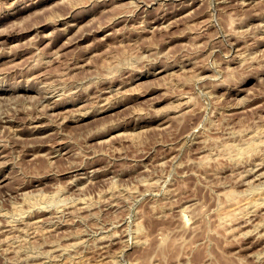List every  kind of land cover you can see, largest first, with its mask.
Instances as JSON below:
<instances>
[{
    "label": "rangeland",
    "instance_id": "374dc122",
    "mask_svg": "<svg viewBox=\"0 0 264 264\" xmlns=\"http://www.w3.org/2000/svg\"><path fill=\"white\" fill-rule=\"evenodd\" d=\"M256 188L264 0H0V264H264Z\"/></svg>",
    "mask_w": 264,
    "mask_h": 264
},
{
    "label": "bare ground",
    "instance_id": "6f19581e",
    "mask_svg": "<svg viewBox=\"0 0 264 264\" xmlns=\"http://www.w3.org/2000/svg\"><path fill=\"white\" fill-rule=\"evenodd\" d=\"M194 1V0H193ZM198 1V0H197ZM183 2V1H182ZM189 2V1H188ZM248 2H250V1H248ZM247 2V3H248ZM186 3V2H185ZM184 4V3H183ZM189 4V6L191 5L190 3H187V5ZM249 4V3H248ZM183 6V5H182ZM189 6H187V7H189ZM185 8V7H184ZM140 9V8H139ZM141 11H143V10H141ZM148 17V16H147ZM159 18V17H158ZM162 18V17H161ZM64 31V30H63ZM41 55V54H40ZM43 55V54H42ZM44 57V56H43ZM40 60V59H39ZM35 63V62H34ZM39 65V64H38ZM32 69V68H31ZM204 71V70H203ZM2 79V78H1ZM55 93V92H54ZM46 98V97H45ZM48 104H50V103H48ZM41 105V104H40ZM54 107H55V105H54ZM82 119V118H81ZM58 148V147H57ZM62 149V148H61ZM57 150H59V149H57ZM54 156V155H53ZM76 168V167H75ZM256 170H257V168H255ZM74 170V169H73ZM252 170V169H251ZM88 172V171H87ZM259 172V171H258ZM80 173V172H79ZM85 173V172H84ZM260 173H262V172H260ZM89 174V173H88ZM259 174V173H258ZM91 175V174H90ZM97 175H98V173H97ZM261 175V174H260ZM77 176V175H76ZM251 176H253V175H251ZM257 176V175H256ZM77 177H79V175L77 176ZM85 177V176H84ZM259 177H261V176H259ZM88 178V177H87ZM257 178V177H256ZM77 179V178H76ZM81 179V178H80ZM91 179V178H90ZM261 179V178H260ZM78 181H79V178L77 179ZM252 182H253V180H251ZM251 181H249V182H251ZM75 182V181H74ZM73 183V182H72ZM73 184H75V183H73ZM253 184V183H252ZM77 185V184H76ZM253 187V186H252ZM253 188H255V187H253ZM261 188V187H260ZM259 188V189H260ZM252 189V188H251ZM258 188H256V189H254V190H251L252 192H253V194L255 195V196H263V194H264V192L263 191H261V190H259V191H255V190H257ZM254 195H253V197H254ZM76 203H78V202H76ZM20 210V209H19ZM20 211H22V210H20ZM23 212V211H22ZM28 212V211H27ZM24 213V212H23ZM40 213V212H39ZM20 214H22V213H20ZM20 214H19V216H20ZM31 214V213H30ZM33 214H35V213H33ZM24 217H25V215H23ZM22 216V217H23ZM26 216H27V213H26ZM186 216V215H185ZM31 217V216H30ZM43 217V216H42ZM184 218V217H183ZM40 219V218H39ZM43 219V218H42ZM41 219V220H42ZM182 219V218H181ZM26 220V219H25ZM30 220V219H29ZM44 220V219H43ZM46 220V219H45ZM184 220V219H183ZM34 221H35V219H34ZM39 220H37V222H38ZM186 221V220H185ZM24 222H26V221H24ZM27 222H28V220H27ZM36 222V221H35ZM39 223V222H38ZM29 224V223H28ZM40 224H41V222H40ZM13 225V224H12ZM12 225H11V227H12ZM38 225V224H37ZM30 227H32V226H30ZM36 227V226H35ZM9 228V227H8ZM37 228V227H36ZM12 228H10V230H11ZM34 229V228H33ZM113 237V236H112ZM110 238V237H109ZM80 239V238H79ZM102 239V238H101ZM105 240H106V238H104ZM103 239V240H104ZM83 240V239H82ZM111 240V239H110ZM75 241H77V240H75ZM80 242V241H79ZM83 242H84V240H83ZM72 243V242H71ZM78 243V242H77ZM73 244H75V243H73ZM82 244V243H81ZM96 245V244H95ZM102 245V244H101ZM68 247H69V244L67 245ZM76 246V245H75ZM104 246V245H103ZM74 247V246H73ZM77 247V246H76ZM76 247H74V248H76ZM98 247V246H97ZM56 248V247H55ZM54 248V249H55ZM60 248V247H59ZM63 248H65V247H63ZM67 248V247H66ZM71 248V247H70ZM79 248V247H78ZM103 248V247H102ZM69 249V248H68ZM72 249V248H71ZM105 249V248H104ZM57 250V249H56ZM67 250V249H66ZM51 251V250H50ZM65 251V250H64ZM69 251V250H68ZM67 252V251H66ZM70 252V251H69ZM49 253V252H48ZM51 253V252H50ZM62 255V254H61ZM60 255V256H61ZM66 255V254H65ZM37 256V255H36ZM71 256V255H70ZM39 257V256H38ZM39 259V258H38ZM38 261V260H37ZM40 262H42V261H40ZM39 262V263H40ZM66 263V262H65ZM72 263V262H71Z\"/></svg>",
    "mask_w": 264,
    "mask_h": 264
}]
</instances>
